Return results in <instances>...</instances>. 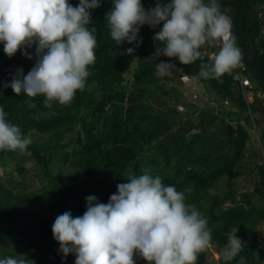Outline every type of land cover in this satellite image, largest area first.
I'll use <instances>...</instances> for the list:
<instances>
[{"label": "trees", "instance_id": "1", "mask_svg": "<svg viewBox=\"0 0 264 264\" xmlns=\"http://www.w3.org/2000/svg\"><path fill=\"white\" fill-rule=\"evenodd\" d=\"M151 1L153 5H148ZM68 2L75 7L79 0ZM157 2L141 0L146 10ZM217 2L231 20L232 33L242 51L243 76L252 83L254 99L245 102L235 79L237 68L221 77L222 82L197 79L200 65L212 62L208 46L201 49L203 58L189 65L161 54V61L174 64L182 77L196 80L218 103L217 107L206 104L200 108L197 116L179 124L176 132L165 114H151L145 107L149 98H177L170 95L173 86L155 75L156 49L164 44L154 36L163 23L155 29L142 26L138 48L126 41L117 46L105 19L112 0H100V7L90 10L97 29L96 62L89 66L85 89L77 90L69 105L53 102L51 108L45 107L44 96H17L11 87L3 86L11 83L17 69L22 68L24 75L31 70L36 62L35 45L28 50L33 56L30 60L20 51L9 58L0 43V107L6 121L19 127L22 137L31 139L27 148L31 155L0 151V167L6 168L16 159L15 171L23 176L26 170L22 163L30 162L41 177L40 188L31 190L23 180L0 176V259H19L22 255L34 264H75L74 254L62 259L52 234L54 221L41 211L55 213L56 217L65 211L73 217L82 216L87 196L94 195L98 202L107 204L117 185L128 182V173L139 176L143 168H149L164 185L183 192L186 204L195 205L207 219L210 245L223 250L233 232L245 242L234 260L224 262L220 257L218 264H238L241 256L246 264L264 263V237L258 230L264 224V165L258 153L248 156L245 150L249 141L247 113L259 111L264 120V98L256 96L260 92L264 97V0ZM130 47L135 49L132 55L127 54ZM129 72L133 77L130 85L125 79ZM228 105L236 112L219 110ZM171 112L176 113L175 109ZM220 115L226 119L220 120ZM225 148L228 154L214 153ZM244 174L254 179L250 192L234 188L235 180ZM222 179L226 180V191L213 192ZM254 196L261 205L253 203ZM207 254L208 250L201 253L197 264H204ZM134 259L136 264H147L138 255Z\"/></svg>", "mask_w": 264, "mask_h": 264}, {"label": "clouds", "instance_id": "2", "mask_svg": "<svg viewBox=\"0 0 264 264\" xmlns=\"http://www.w3.org/2000/svg\"><path fill=\"white\" fill-rule=\"evenodd\" d=\"M100 7V0H79L73 7L68 0H0V43L9 57L18 51L32 59L28 51L35 45L36 62L24 75L17 69L11 87L20 96H44V105L53 102L69 105L77 92L83 91L90 76L89 66L96 62L97 29L92 24L91 11ZM110 36L116 45L125 41L138 48L140 29L145 24L155 29L154 36L164 44L156 54L189 65L203 58L205 44L220 45L211 63H202L197 79L221 81L242 63V51L232 33L230 18L223 14L217 0H170L145 9L141 0H112L105 17ZM134 48H128L132 55ZM175 65L161 61L155 75L172 74ZM222 82V81H221ZM252 84V83H251ZM30 138L22 137L19 127L6 121L0 107V151L27 152ZM142 175L128 173L127 183L117 185V192L107 204L94 195L87 196L86 211L73 217L65 211L52 225L54 240L66 258L76 256L75 264H136L139 256L147 264H197L198 256L211 244L207 219L195 205L185 202L183 192L166 186L160 176L143 168ZM245 242L236 236L228 237L221 257L234 260ZM0 264H34L21 258L5 257ZM238 264H246L240 257Z\"/></svg>", "mask_w": 264, "mask_h": 264}, {"label": "rangeland", "instance_id": "3", "mask_svg": "<svg viewBox=\"0 0 264 264\" xmlns=\"http://www.w3.org/2000/svg\"><path fill=\"white\" fill-rule=\"evenodd\" d=\"M148 5H153V1H151ZM261 11L264 15V5L261 7ZM206 46H208L210 49L214 47L209 46L208 44H205L202 49L206 50ZM208 51V50H206ZM216 51V50H215ZM157 64L161 62L159 56L156 58ZM168 86H173V90L170 95H175V98H169V97H157L156 99H147L145 101V107L150 111L151 114H156L158 112L165 114L166 118L169 119L170 122L174 124L173 129L174 132L178 131L180 129V125L187 121L189 117H196L198 114V110L203 108L206 104L210 105L211 107H217L218 103H215L214 96L212 93L206 91L202 85H200L196 80L190 79L187 80L186 77H182L178 70L175 68L172 69V74L166 77H162ZM126 82L130 85L132 83L133 77L132 72H129L125 76ZM260 95L261 93L258 92ZM251 94L253 95L254 92L252 91ZM259 96V95H258ZM246 101L248 103H251L254 99L251 97V95L245 94ZM263 99L264 97H260ZM262 106L264 109V100H262ZM180 102L183 105L179 106ZM195 106L197 108H195ZM173 109H175L176 113L173 115L171 112ZM219 110L226 111V112H236L235 109H233L230 105L221 107ZM247 116H250V120L248 123L245 122V125L249 132V141L247 143V146L245 148L246 153L248 156H250L253 152L258 153L259 160H261V164L264 165V120L261 112L259 111H253L251 113H247ZM226 119V116H221L219 119ZM252 119V120H251ZM219 121V120H218ZM253 121V122H252ZM243 122V121H242ZM180 124V125H179ZM73 130V129H72ZM215 150L214 153L219 154H228L229 150L227 148L222 149L220 151ZM258 160V161H259ZM17 163L16 159H13L11 162H9L8 166L6 168L0 167V176L5 178L8 176H13L16 181L23 180L26 183L30 184L32 186L31 190H36L40 188V175L38 176V170L35 169V166L30 162H23L22 165L24 166L26 172L23 176H19L14 168V164ZM243 167V162L240 164L238 168ZM64 171H66V168H64ZM254 180V179H253ZM253 180L244 174L242 177H239L235 180L234 188L238 192L247 191L250 192L253 188ZM226 191V180L222 179L219 181L217 189L213 192L217 193H224ZM253 203L256 206L261 205V200L254 196ZM41 213H43L49 220L55 221L56 214L51 213L46 210H42ZM259 230V236L264 237V224L262 226H258ZM235 234L233 232L231 235ZM222 250L219 249L215 245H210L208 249V254L205 260L204 264H218V260L221 257ZM264 264V263H261Z\"/></svg>", "mask_w": 264, "mask_h": 264}, {"label": "built area", "instance_id": "4", "mask_svg": "<svg viewBox=\"0 0 264 264\" xmlns=\"http://www.w3.org/2000/svg\"><path fill=\"white\" fill-rule=\"evenodd\" d=\"M214 50L211 48V50H208L207 53L209 55V58L210 60L212 61V58L218 53V51L220 50V45L219 44H216L214 46ZM216 50V51H215ZM240 68V69H239ZM238 69V72H237V76H236V80L238 81L239 83V86L242 90V93H243V97H244V100L246 99L245 97V94H248V95H251V97H253V95L251 94L252 92V89H253V86L251 84V81L249 80V78L247 77H244L243 76V71H244V66L243 64L241 63V65L237 68ZM187 79V78H186ZM188 80V79H187ZM259 95V96H258ZM258 98L261 97V95L259 93H257L256 95ZM263 97V96H262ZM253 100V99H252ZM246 103H248L246 100H245ZM253 122V121H252Z\"/></svg>", "mask_w": 264, "mask_h": 264}]
</instances>
